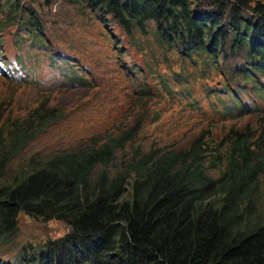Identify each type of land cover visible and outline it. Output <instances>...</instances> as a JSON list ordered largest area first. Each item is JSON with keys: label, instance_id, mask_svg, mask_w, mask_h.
<instances>
[{"label": "trees", "instance_id": "16d2710c", "mask_svg": "<svg viewBox=\"0 0 264 264\" xmlns=\"http://www.w3.org/2000/svg\"><path fill=\"white\" fill-rule=\"evenodd\" d=\"M83 2L131 37L146 34L152 23L157 40L188 60L200 58L217 68L228 52L241 57L235 75L264 108V0ZM3 6L16 15L21 10L17 0H3ZM28 22L34 26L31 17ZM66 77L70 86L89 85L81 76ZM57 87L44 92L67 86ZM222 88L232 100L223 106L228 119L258 109L255 101L249 105L233 89ZM13 108L0 100V179L37 137L64 118L47 102L19 112ZM141 128L136 124L104 141L31 155L25 169L0 186V240H12L25 214L69 227L28 258L32 264H264V212L255 213L264 144L240 134L225 138L219 143L225 153L212 160L216 175L204 166L202 140L187 152L138 149L119 168L117 153Z\"/></svg>", "mask_w": 264, "mask_h": 264}, {"label": "rangeland", "instance_id": "374dc122", "mask_svg": "<svg viewBox=\"0 0 264 264\" xmlns=\"http://www.w3.org/2000/svg\"><path fill=\"white\" fill-rule=\"evenodd\" d=\"M17 1L21 10L16 15L6 10L0 0V46L19 57L49 61L72 80L87 76L89 85L44 92L0 77V100L13 103V110L19 112L47 102L64 114L61 121L12 161L0 179V186L22 172L33 154L41 157L58 148H77L87 142L104 141L136 124L142 126L137 137L117 153L119 168L123 165L120 162L129 161L138 149L187 152L196 141L202 140L204 166L216 175L212 160L213 156L225 153L226 147L219 146L225 138L240 134L264 144L261 98L234 72L243 62L241 57L229 56L228 52L217 62V68L210 63L203 65L157 40L152 23L147 26L146 34L135 33L131 37L110 16L103 20L91 11L83 0ZM30 17L34 26L28 22ZM105 52L114 54L117 63L107 61ZM122 67L129 72L122 71ZM126 73L130 82L125 80ZM223 85L239 93L247 104L255 101L258 109L228 119L223 106H231L232 100L225 95ZM145 88L148 91H142ZM87 96L89 99L84 102ZM259 180L255 213L261 214L264 212V172ZM127 191L130 192V185ZM17 223L12 240L6 243L0 240V264H32L28 258L46 241L69 231L61 221H44L25 214L19 216Z\"/></svg>", "mask_w": 264, "mask_h": 264}, {"label": "bare ground", "instance_id": "6f19581e", "mask_svg": "<svg viewBox=\"0 0 264 264\" xmlns=\"http://www.w3.org/2000/svg\"><path fill=\"white\" fill-rule=\"evenodd\" d=\"M194 56H195V55H194ZM199 59H200V58H199ZM199 59H198V60H199ZM196 60H197V59H196ZM196 60H195V61H196ZM90 65H91V64H90ZM191 68H192V67H191ZM194 68H195V67H194ZM196 68H197V67H196ZM75 70H76V68H75ZM83 70H84V69H83ZM93 70H94V69H93ZM86 71H87V70H86ZM84 72H85V71H84ZM90 72H91V71H90ZM93 72H94V71H93ZM77 74H78V73H77ZM86 74H87V73H86ZM88 74H89V72H88ZM91 74H92V73H91ZM92 76H93V75H91V77H92ZM89 78H90V77H89ZM92 78H93V77H92ZM125 78H126V77H125ZM92 80H93V79H92ZM92 80H91V81H92ZM125 80H126V79H125ZM84 81H85V80H84ZM86 81H87V80H86ZM203 82H204V81H203ZM85 83H86V82H85ZM87 83H88V82H87ZM92 83H94V82H92ZM199 83H200V82H199ZM204 83H205V82H204ZM208 83H209V82H208ZM84 85H85V84H84ZM194 85H196V84H194ZM204 85H206V84H204ZM195 87H196V86H195ZM202 87H203V86H202ZM204 87H206V86H204ZM57 88H58V87H57ZM85 88H87V87L85 86ZM199 88H200V87H199ZM195 89H196V88H195ZM203 89H204V88H203ZM203 89H202V90H203ZM86 90H87V89H86ZM196 90H197V89H196ZM236 90L238 91V89H236ZM0 91H1V90H0ZM6 91H7V90H6ZM6 91H5V92H6ZM81 91H82V90H81ZM83 91H84V90H83ZM88 91L90 92V90H88ZM214 91H215V90H214ZM245 91H246V90H245ZM245 91H244V92H245ZM197 92H198V91H197ZM203 92H204V91H203ZM211 92H212V91H211ZM85 93H87V92H85ZM200 93H201V91H200ZM200 93H199V94H200ZM6 94H7V93H6ZM87 94H89V93H87ZM87 94H85V95H87ZM91 94L93 95L94 93H91ZM92 95H90V96H92ZM131 96L133 97V95H131ZM191 96H192V95H191ZM195 96H196V95H195ZM128 97H129V96H128ZM132 97H131V98H132ZM194 98H195V97H194ZM88 99H89V97L87 96L83 101L85 102V100H88ZM91 99H92V98H91ZM94 99H95V98H94ZM196 99H197V98H196ZM17 100H18V99H17ZM131 100H132V99H131ZM93 101H94V100H93ZM96 101H97V100H96ZM89 102H90V101H89ZM192 102H193V101H192ZM90 103H91V102H90ZM129 103H130V102H129ZM93 104H94V103H93ZM224 150H225V149H224Z\"/></svg>", "mask_w": 264, "mask_h": 264}]
</instances>
